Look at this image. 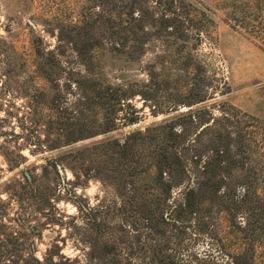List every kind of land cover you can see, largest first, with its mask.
Masks as SVG:
<instances>
[{
    "label": "trees",
    "instance_id": "1",
    "mask_svg": "<svg viewBox=\"0 0 264 264\" xmlns=\"http://www.w3.org/2000/svg\"><path fill=\"white\" fill-rule=\"evenodd\" d=\"M213 10L264 48V0H83L57 47L35 49L47 151L140 123L137 98L168 117L67 153L84 178L121 198L117 227L89 220L96 235L82 259L58 246L39 259L33 243L0 230V264H254L264 246V118L218 101L227 82L201 49ZM24 178L34 196V178ZM222 217L243 242L237 253L224 251Z\"/></svg>",
    "mask_w": 264,
    "mask_h": 264
},
{
    "label": "rangeland",
    "instance_id": "2",
    "mask_svg": "<svg viewBox=\"0 0 264 264\" xmlns=\"http://www.w3.org/2000/svg\"><path fill=\"white\" fill-rule=\"evenodd\" d=\"M82 3L83 0H0V230L18 242L33 243L39 259L53 246H58L55 250L69 259H82L88 242L96 235L89 220L104 222L109 228L123 221L117 210L112 213L121 202L114 189L98 179L84 178L67 153L103 139H121L135 129L143 130L168 117L151 116L137 98L132 104L141 109L140 123L71 147L45 149V110L44 106L35 109L33 97L34 89H44L45 82L35 72L34 52L57 47L61 26L77 22ZM213 12L210 38L201 49L210 66L227 82L228 94L218 101L264 118V48L243 33L231 30L220 10ZM150 59L151 54H147L144 61ZM109 74L112 78L115 73ZM34 143H41L45 150L38 151L37 146L31 145ZM56 165L63 170L64 183ZM25 175L30 180L34 178L36 196L24 194ZM222 218L218 234L224 251L237 253L243 242L226 217ZM32 228L40 236L32 234ZM111 230L115 237L122 236L121 230ZM254 264H264L261 244L255 247Z\"/></svg>",
    "mask_w": 264,
    "mask_h": 264
},
{
    "label": "water",
    "instance_id": "3",
    "mask_svg": "<svg viewBox=\"0 0 264 264\" xmlns=\"http://www.w3.org/2000/svg\"><path fill=\"white\" fill-rule=\"evenodd\" d=\"M56 168H57V171L59 172V175L62 178V182L64 183V173H63L62 168L59 165H56Z\"/></svg>",
    "mask_w": 264,
    "mask_h": 264
}]
</instances>
